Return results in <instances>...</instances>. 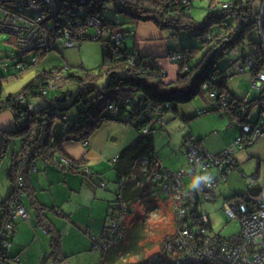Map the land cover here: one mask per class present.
Wrapping results in <instances>:
<instances>
[{"label":"trees","instance_id":"obj_1","mask_svg":"<svg viewBox=\"0 0 264 264\" xmlns=\"http://www.w3.org/2000/svg\"><path fill=\"white\" fill-rule=\"evenodd\" d=\"M13 1L0 0V7L13 9ZM107 1L59 0L58 2V10L61 8V14L65 17V19H60L63 27H68L69 21H72L73 32L86 25L87 19L91 16H96L101 20L100 37L97 33L95 34L94 29H90V36L86 39L93 40V37L97 36L94 38L95 41L104 42L103 63L99 74L87 73L80 77L66 65L63 68L42 72L22 90L9 95L7 98H4L2 94L3 81L6 77H0V114L11 112L17 129L14 132H11L13 130L4 131L7 138L3 140L2 147L5 148L9 145L10 137H24L22 148L18 154L13 155L7 174V179L11 183V192L8 199L0 203V209L3 212L0 230L8 220L12 197L15 194L25 195L28 176L33 170L36 160L54 161L56 155L63 157L61 145L64 142L73 140L85 142L105 122L121 123L133 128L140 135L132 145L120 153L119 160L117 159L118 162L115 165L119 172L117 182L120 184V191L118 197L122 196L121 201L124 205L127 204L128 193L136 187V182L144 181L147 183L148 178L152 179L154 170L166 171V169L162 170L155 166L154 132L164 128L168 114L180 117L179 107L192 102L204 91H208L210 94L215 91L218 96L214 101L210 98L211 106H206L198 114H208L214 111L222 114L229 110L239 118L242 126L248 125L253 130L260 128L261 137L264 135V128L259 123L264 116L263 94L259 93V98L256 99L255 103H249L251 105L259 103L261 106L258 119L255 122L250 121L244 116L246 102L236 99L235 95L229 92L227 77L223 76L216 67L218 59L231 56L235 50L239 51L240 47L245 46V39L248 35L252 31H256L253 10L255 2L258 0H232L229 2L232 4L231 8L224 9L219 14H210L200 25H197L193 17L190 16L193 6L192 0H117L120 4L119 11L127 13L133 20L152 21L161 30L171 29L176 34L192 32L195 33V37H203L204 44L212 43L213 46L209 51L212 56L200 71L201 63H198L197 66H190L191 60L196 57V52L199 49L191 51L185 49L183 53H175L177 56L180 55V73L177 80L170 84L164 83L161 78L164 76V70L156 65L155 59L145 58L136 51L130 52L128 49L122 48L125 32L120 30L117 25L108 29L107 20H103L100 15L103 10L109 9ZM82 7L83 11H81ZM77 13L79 15L76 16ZM228 17H234L237 20L236 28L230 25L225 26ZM78 22L82 24L79 25ZM215 26H218L220 32L210 34ZM0 33L3 32L0 30ZM105 34H110L108 40H104ZM115 36L121 37V41L116 40ZM12 40L13 38H11V42ZM257 45L260 47V44ZM52 49L49 47V51L46 53L38 51L37 57H35L34 62L29 63V67L35 65L36 59H42L43 56L53 51ZM57 50L59 48H54V51ZM19 54L22 55L23 53L20 52ZM186 54H189L190 57L187 58ZM251 56L253 59L251 73L254 77V75L264 71V54L261 49H258L257 51L254 50ZM245 57L242 59L243 65L246 62ZM105 75L107 84L101 88L98 86V82ZM48 89L57 90L61 93V96L56 97L58 103L67 102L71 98L70 105L57 108L49 104L45 108L37 109L31 100L37 96H43L40 92ZM223 98H225L224 102H222ZM82 103L83 106L79 108ZM224 103L226 104L225 107ZM72 108L77 109V116L70 118L67 112ZM183 120L189 121L188 119ZM145 130L147 133H144ZM186 137L190 138V136ZM250 139L251 136L248 135L246 138V144H248L245 146L248 147L258 142L251 143ZM0 154L1 160L5 151L2 150ZM145 158L151 161L150 175L142 172V176L133 181L129 177L134 173L136 163ZM236 165L240 171L237 163ZM134 177L132 178L134 179ZM125 178L128 181H124ZM20 180L23 184L22 187H19L18 184ZM252 194L258 196L259 190ZM239 196L243 197L244 194ZM251 203L250 201V206H252ZM34 206L37 209L38 220L41 225L46 227L48 233L52 235L50 258L55 264H62L64 257L61 254L60 233L51 230L48 226V222L42 214L45 209L35 203ZM200 206L201 204L197 207L199 214ZM126 210L127 214H130L128 207ZM113 213L116 215L115 211ZM125 220L118 225L116 234L110 235L106 231L103 234L108 244L101 251L104 259L102 264H107V255L111 251L118 254L120 264H134L128 260L133 257L138 258L139 264H174L171 254L163 249L164 241L171 234L165 235L161 241H158L160 250L154 254L153 258H146V246L141 244L144 239L147 240L146 233L137 224L128 231L126 230L125 233ZM230 241H234V238ZM151 244V242L148 244V248L151 247ZM3 251L0 248V257Z\"/></svg>","mask_w":264,"mask_h":264},{"label":"rangeland","instance_id":"obj_2","mask_svg":"<svg viewBox=\"0 0 264 264\" xmlns=\"http://www.w3.org/2000/svg\"><path fill=\"white\" fill-rule=\"evenodd\" d=\"M106 3L108 4L109 9L103 10L100 13L102 19L107 20L108 29H111V27L117 25L120 30L125 32V40L122 48H126L128 49V51L132 52L134 50V47L132 46L134 39L132 36L134 33L133 23L144 21L133 20L127 13L120 12V4L117 0H108ZM260 7L261 0H258L254 4L255 11L258 12L260 10ZM223 11L224 8L221 3L219 4V8L212 7L211 9V6L209 7V1L195 0L190 11V16L193 17L197 25H200L210 14H219ZM1 15L2 14L0 13V16ZM226 21L227 23L225 24V26L230 25L235 28L237 27L238 22L234 17H228ZM218 32H220L219 28L218 26H215L211 30L210 34ZM165 33L166 38H168L169 41L168 45L170 47L169 52L165 56L167 60H169L170 58V53L178 54L183 53L185 49L188 51L199 49L196 52V57L191 60L190 66H197L198 63H201L199 69L200 71L205 66L206 61L211 58L212 54L209 51L213 45L212 43L204 44L203 42L205 40L203 37H195V33L192 32H182L176 34L171 29L165 30ZM11 38H13L12 42ZM109 38L110 34H105L104 40H108ZM261 42L262 41L259 33L257 31H252L245 39V46L239 48L238 56H234L233 54H231V56L229 55L225 58L218 59L216 63V67L218 68L219 72L223 74V76H226L228 79L227 86L229 92L235 95L236 99L246 102L244 116L247 117L250 121L254 122L258 119V116L261 112V106L259 103L252 105L249 103H255L256 99L259 98V91L254 88V80L251 71L240 74L239 70L241 66H243V57L251 56L256 49V44H260L261 46ZM15 43L16 39L14 36L12 37L7 33H0V77H6L3 81L4 87L2 91L4 98H7L9 95L22 90L42 72H49L57 68L65 67L67 65L66 62L69 64V60L73 64L69 65V67L73 69V72L80 77L87 73L99 74L100 68L102 67L104 53V42L102 41L86 40L73 48H61L57 51L53 50L47 55L43 56L42 59H37L35 65H33L32 67H29V63L34 62L35 57H37V53L30 52L20 55V51L15 46ZM186 55L187 58L190 57L189 54ZM155 60L156 65L165 72V77L162 76L161 78L166 79L167 72L164 69L165 67L163 68V66L159 62V60H161V57ZM176 66H178V63L176 64ZM106 84L107 77L105 75L99 80L98 86L102 88L105 87ZM40 94L43 96H37L31 100V103L37 109L45 108L49 104L57 108L68 107L71 102L70 98L67 102L58 103L56 101V97L61 96V93L57 90H42ZM82 106L83 103L80 104L79 108ZM206 106H211L210 92L208 91H204L194 101L188 103L187 105L181 106V108L187 114V119L189 121L183 120V115H181L180 117H175L173 114H168V117L166 119L167 123L164 128L154 132L153 153L156 159L162 165V167H160L162 170L166 169L173 173H178L181 170H183L184 172H190L192 170L191 166L189 165V159L185 155L186 148L184 147V137L187 134H191L192 132V136L196 140L199 137H202L204 142L203 144L206 150L212 151L216 148L221 149L227 141L229 142L236 133L242 130V122L229 110L223 112L222 114L216 111L209 112L208 114L203 115L198 114L200 113L199 111L205 109ZM67 115L70 118L77 116V109H70L67 112ZM193 116L198 117L194 118ZM259 123L260 126L264 128V116ZM10 130H13L11 132L17 130L12 113H1L0 152L4 150L5 154L0 160V200H4L5 198H7L9 191L11 190V185L7 179V174L11 166L13 155L20 152L24 141V137H10L9 145L3 148V140L7 138L4 134V131ZM125 134L126 133L124 132V135ZM108 154H110V152ZM210 154L214 155L213 153ZM239 156L246 157L243 161V165L241 166L242 173H230L227 176V179L229 178V182H223L219 185V187L214 189L212 194V201L204 202L202 199L200 206V214L208 217L212 223L213 234L221 236L227 240H231L239 235L241 231V225L239 220H231L225 214L223 206L226 202V199L230 198L235 192H245L248 188L247 185L249 184L250 177L253 175L258 174L256 175L258 181L262 184L264 183V135L259 142L250 145L249 148L247 150H244L241 154H239ZM113 160L112 158L106 159V164L109 165L110 169L114 165ZM212 172L213 175H215V171ZM212 172L202 173V170L198 169L197 177H203L205 175L209 176ZM243 175L244 178L246 177V180L243 178ZM195 180L196 178L192 177L191 175H185L183 177V184L186 185L189 190H193L194 187H191V185ZM115 182H111L112 184L109 183L108 185L111 184L116 186L118 182L117 184ZM148 183L154 187V193H159L160 200L158 203L161 204L160 207L157 206L158 208L152 209L150 211L146 210L144 206L141 207V205L139 204H129L130 214H128L127 218L131 219L137 216L139 218V221L143 222V224L146 225L145 227L150 229L149 238L147 237V240L144 239L141 244L146 246V258L151 259L154 257V254L160 250L158 241H161L163 237L167 235V233H173L176 227L175 212L173 210L175 202L173 201V196L171 197L172 200H170L171 203L165 204V202L169 198L162 192L163 186L156 180L152 179H149ZM118 187L120 188V184H118ZM119 188H117L118 192H116L115 200L112 203V209H114L116 214H118L121 222L123 223V220L126 219V217L125 215H121L120 211L116 208ZM150 198L152 201L155 200L153 196H150ZM77 199V196L73 197L74 204H76ZM26 201L27 199L23 197V206ZM98 240L99 235L91 236L92 246H90L89 251L86 252V255L78 264H100V257L102 256V254L101 250L96 249ZM148 242L152 243L151 247L149 248ZM132 259L134 264H139L137 257H133Z\"/></svg>","mask_w":264,"mask_h":264},{"label":"built area","instance_id":"obj_3","mask_svg":"<svg viewBox=\"0 0 264 264\" xmlns=\"http://www.w3.org/2000/svg\"><path fill=\"white\" fill-rule=\"evenodd\" d=\"M58 2L59 0H14L12 2L13 9L0 7L2 14L0 30L15 37V46L23 54L38 53V51L46 53L49 51V47L53 48L52 50L76 47L82 40L88 39L90 29H94L95 34L97 33L100 37L101 20L96 16L89 17L87 24L81 29H77L76 32L72 30V21H69L68 27H63L60 19H65V17L61 14V8L58 10ZM231 6L232 4L229 2L223 3L224 9H229ZM81 11H83V7ZM77 15L79 14L77 13ZM253 20L255 21V30L259 33L262 41L261 46L257 45L255 50L261 49L264 54V0H261L258 12L253 10ZM78 24L82 23L78 22ZM96 37H93L94 41ZM114 38L121 41L119 36ZM232 54L237 56L238 51L235 50ZM170 59L177 61L180 59V55L171 54ZM244 60L246 62L241 66L240 74L251 71L253 67L252 56L245 57ZM253 80L254 88L264 97V71L254 75ZM204 88H206L205 85ZM217 96L215 91L210 94L213 101ZM224 101L225 98L222 99V102ZM223 105L226 106L225 103ZM110 109H112L111 106ZM163 125L165 124L163 123ZM144 133H147V130ZM248 135L251 136V143L258 141L262 135L261 129L253 130L248 125L242 126L241 135L218 156L209 154L200 142L187 137V155L192 170L188 173L181 170L175 174L168 170L152 172V180L159 182L163 186L162 192L166 196H173L175 202L173 210L176 228L163 243V249L171 254L174 264H264V186L259 187L256 175L250 177L247 185L248 192L243 197L234 196L224 203L225 214L231 220H239L241 225V231L238 236L234 237V241L214 235L210 219L200 215L197 211L201 200L209 202L214 189L226 182L227 176L237 170L234 156L237 150L243 149L248 144H246ZM61 161L70 169L77 168L74 163L65 158ZM137 165L142 167L141 172L149 171L150 164L147 160L140 161ZM198 169H201L202 172L215 170V175L208 182L199 184L193 190L188 191L183 184V177L185 175L193 176ZM21 182L20 180L18 183L19 187L23 186ZM100 187L104 188L105 184L100 183ZM257 190H259V195H253L252 193ZM153 196L155 199L160 198L159 193H153ZM121 197V195L118 197L116 208L121 215H126V206L121 201ZM21 199L22 195L18 194L12 197L8 220L0 230V248L4 250L0 257V264H3L2 257L6 255V251L10 247V236L13 233L16 220L28 217ZM250 201L252 206L249 204ZM118 218V214L114 215L113 220L106 228V232H109L110 235L117 232V227L121 223ZM107 244L105 235H100L96 249L102 251Z\"/></svg>","mask_w":264,"mask_h":264},{"label":"crops","instance_id":"obj_4","mask_svg":"<svg viewBox=\"0 0 264 264\" xmlns=\"http://www.w3.org/2000/svg\"><path fill=\"white\" fill-rule=\"evenodd\" d=\"M194 1L195 0H192V5ZM207 1H209V7L211 6L212 9V7L219 8L220 3L223 4L232 0ZM133 24V51L138 52L142 57L154 59L161 57L159 62L163 68L165 67L164 69L167 72V78H163V81L166 84L174 83L180 73V64L178 60L171 61L170 58L167 60L165 57L170 49L165 30H161L156 25L157 28L152 21L134 22ZM171 54L175 53H170V55ZM177 63L178 66H176ZM66 64L68 66L73 65L70 60L69 64L67 62ZM181 106L179 107L180 116L183 115V119H187V114ZM124 132L126 133L125 135ZM192 134L193 133L191 132V134H187L186 136H190V138L197 142L201 141L200 143L206 150L202 137H199L196 140ZM240 135L241 131L236 133L229 142L227 141L221 149L216 148L212 151H208L213 153L214 156H218ZM139 136V133L133 128L127 127L121 123L109 121L105 122L100 129L94 132V134H92V136L85 142L80 140L64 142L61 145L62 154L64 155L63 157H61V155H56L53 159L54 161H46L43 159L36 160L33 170L28 176L26 193L22 196V198L24 197L27 199L24 206L28 213V217L26 219L16 220L13 233L10 236L11 243L6 253L5 264H55L50 258L52 253V235L48 233L46 227L41 225L38 220L37 209L35 208L34 203L45 209L42 214H44V218H46L45 220L48 222L47 224L50 229L60 233L61 254L64 257V262L62 264H78L86 255V252L89 251L90 246H92L91 236L103 235L109 222L113 220L112 216L114 215V210L112 209V203L115 200L116 192H118L117 188H119L117 184L119 172L115 166L116 160H119L120 153L132 145ZM186 136L184 137V147L186 148L185 155L188 158ZM261 139L262 137L258 142ZM248 148L249 146H245L243 149L236 151L234 159L241 172L237 169L234 173H242L241 166L246 157H240L239 154ZM109 152L110 154H108ZM63 158L74 163L77 168L70 169L67 166L65 168V166L61 164V159ZM110 158H112V160L114 159V165L111 169L109 168V165L106 164V159ZM146 160L150 164L151 161L147 158L142 161ZM160 165V162L156 159L155 166L162 167V165ZM141 170L142 167L137 165L134 167V173H132L129 178L133 181L137 180L142 176ZM212 171L215 170L202 173ZM143 173L148 174V176L150 175V171ZM171 173L175 174L173 172ZM212 176H214L213 172L209 175L210 179L213 178ZM132 177H134V179ZM192 177L197 178V171ZM126 179L127 178H125L124 181H128V179ZM244 179L246 180V177ZM132 180L129 181L132 182ZM209 180L198 181L196 179L195 187L199 184L208 182ZM226 181L229 182V178ZM111 182H115L117 187L111 185ZM257 182L259 183L258 180ZM100 183H105L106 186L102 188L100 187ZM109 183L111 184L108 185ZM261 186L263 187L264 183H261L259 187ZM186 188L188 189L187 186ZM188 191L191 190L188 189ZM10 192L11 191H9V194ZM247 192L248 188L242 193L235 192L230 198L243 195ZM153 193L154 187L149 184L148 181L147 183H144V181L136 182V187L130 190V193L127 195V204L125 206L129 208L130 205L139 204L141 207L144 206L146 210L151 211L152 209H156L161 205L158 203L160 198L152 201L150 196H153ZM9 194L8 197L10 196ZM74 196L78 197L76 204L73 203ZM8 197L4 200H0V203L8 199ZM167 197L169 199H167L165 204H170L172 196L170 197L169 195ZM211 201L212 199L209 202ZM2 216L3 212L2 209H0V226L2 223ZM125 223V233L126 230L128 231L137 224L141 230L146 233V237L149 238L150 229L145 227L146 225L139 221L137 216L131 219L126 217ZM169 234L167 233V235ZM107 256V264L119 263L118 254L114 253V251L109 252ZM100 258V264H102L104 260L103 254ZM123 260L125 259L123 258ZM128 260L133 262L132 258Z\"/></svg>","mask_w":264,"mask_h":264},{"label":"clouds","instance_id":"obj_5","mask_svg":"<svg viewBox=\"0 0 264 264\" xmlns=\"http://www.w3.org/2000/svg\"><path fill=\"white\" fill-rule=\"evenodd\" d=\"M196 179L197 180H205V181H207V180L210 179V177L208 175H205L203 177H197ZM191 187H195V181L192 183ZM6 253H7V251H6ZM2 259H3V264H5L6 255L4 257H2Z\"/></svg>","mask_w":264,"mask_h":264}]
</instances>
